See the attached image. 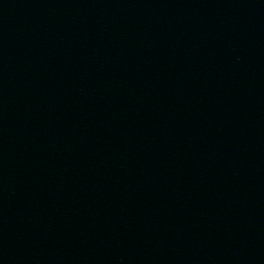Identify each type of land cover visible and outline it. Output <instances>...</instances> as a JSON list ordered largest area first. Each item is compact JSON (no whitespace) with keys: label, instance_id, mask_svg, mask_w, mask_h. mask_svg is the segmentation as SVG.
Masks as SVG:
<instances>
[{"label":"water","instance_id":"water-1","mask_svg":"<svg viewBox=\"0 0 264 264\" xmlns=\"http://www.w3.org/2000/svg\"><path fill=\"white\" fill-rule=\"evenodd\" d=\"M0 264H264V0H0Z\"/></svg>","mask_w":264,"mask_h":264}]
</instances>
